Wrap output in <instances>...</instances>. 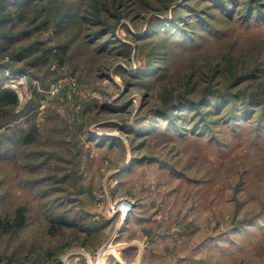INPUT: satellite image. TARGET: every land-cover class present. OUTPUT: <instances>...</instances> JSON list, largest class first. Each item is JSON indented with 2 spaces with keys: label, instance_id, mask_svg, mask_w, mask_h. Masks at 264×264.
I'll return each instance as SVG.
<instances>
[{
  "label": "rangeland",
  "instance_id": "374dc122",
  "mask_svg": "<svg viewBox=\"0 0 264 264\" xmlns=\"http://www.w3.org/2000/svg\"><path fill=\"white\" fill-rule=\"evenodd\" d=\"M0 86V264H264V0H0Z\"/></svg>",
  "mask_w": 264,
  "mask_h": 264
},
{
  "label": "trees",
  "instance_id": "16d2710c",
  "mask_svg": "<svg viewBox=\"0 0 264 264\" xmlns=\"http://www.w3.org/2000/svg\"><path fill=\"white\" fill-rule=\"evenodd\" d=\"M17 102H18V95L14 90L0 86V108L6 106V104L14 105ZM172 117L174 118V115Z\"/></svg>",
  "mask_w": 264,
  "mask_h": 264
},
{
  "label": "bare ground",
  "instance_id": "6f19581e",
  "mask_svg": "<svg viewBox=\"0 0 264 264\" xmlns=\"http://www.w3.org/2000/svg\"><path fill=\"white\" fill-rule=\"evenodd\" d=\"M120 203H125V201L124 202H120ZM123 213H124V210H123Z\"/></svg>",
  "mask_w": 264,
  "mask_h": 264
}]
</instances>
